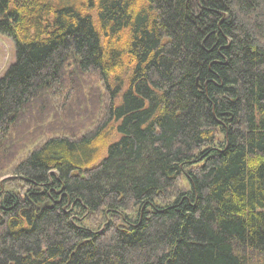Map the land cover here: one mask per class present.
Segmentation results:
<instances>
[{"label":"trees","instance_id":"obj_1","mask_svg":"<svg viewBox=\"0 0 264 264\" xmlns=\"http://www.w3.org/2000/svg\"><path fill=\"white\" fill-rule=\"evenodd\" d=\"M0 35V160L93 107L0 161V264H264V0H0Z\"/></svg>","mask_w":264,"mask_h":264},{"label":"rangeland","instance_id":"obj_2","mask_svg":"<svg viewBox=\"0 0 264 264\" xmlns=\"http://www.w3.org/2000/svg\"><path fill=\"white\" fill-rule=\"evenodd\" d=\"M14 62L15 46L12 39L7 36L0 35V78ZM88 77L89 78H87V80L83 79V82L86 81L85 83L88 86H92L95 82L93 79H90V76ZM80 88L83 90L82 85ZM69 101L70 100L67 99V101H65L66 105L64 104L65 106L62 108H59L61 101H57L56 99L53 104H46V106L44 104V110H42L41 113L39 110L23 112L20 116L16 132L13 137H11V141H6L4 143L8 155H6V159L0 161L3 163L6 162L12 152L16 153L15 159L18 161L23 158L31 148L40 145L46 138L60 134L62 133L61 131L65 132L70 129L69 131L71 132L73 130H77L78 127L84 125L85 120L79 119L78 117L82 114H92L93 107L89 106L90 103L87 106L82 105L81 103H75V100H72L71 102L74 107L71 109L67 107L70 103ZM67 110H70L71 112H68ZM8 144H10V147ZM12 165L14 166V164ZM12 165H6L4 169L0 170V185L3 179L11 177Z\"/></svg>","mask_w":264,"mask_h":264}]
</instances>
